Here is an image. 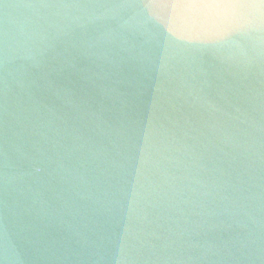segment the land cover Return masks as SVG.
<instances>
[{
  "label": "water",
  "instance_id": "water-1",
  "mask_svg": "<svg viewBox=\"0 0 264 264\" xmlns=\"http://www.w3.org/2000/svg\"><path fill=\"white\" fill-rule=\"evenodd\" d=\"M0 264H264V0H0Z\"/></svg>",
  "mask_w": 264,
  "mask_h": 264
}]
</instances>
